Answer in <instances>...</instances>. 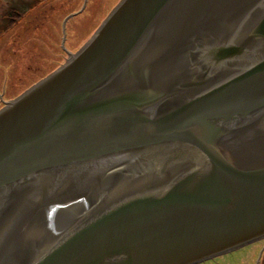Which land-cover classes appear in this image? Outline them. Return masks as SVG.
Here are the masks:
<instances>
[{
    "label": "water",
    "instance_id": "95a60500",
    "mask_svg": "<svg viewBox=\"0 0 264 264\" xmlns=\"http://www.w3.org/2000/svg\"><path fill=\"white\" fill-rule=\"evenodd\" d=\"M66 19L0 71V264H198L264 239V0Z\"/></svg>",
    "mask_w": 264,
    "mask_h": 264
},
{
    "label": "rangeland",
    "instance_id": "374dc122",
    "mask_svg": "<svg viewBox=\"0 0 264 264\" xmlns=\"http://www.w3.org/2000/svg\"><path fill=\"white\" fill-rule=\"evenodd\" d=\"M89 1L0 0V71L36 46L64 23L68 15L76 13ZM249 248L198 264H252L257 244Z\"/></svg>",
    "mask_w": 264,
    "mask_h": 264
},
{
    "label": "flooded vegetation",
    "instance_id": "af4514ba",
    "mask_svg": "<svg viewBox=\"0 0 264 264\" xmlns=\"http://www.w3.org/2000/svg\"><path fill=\"white\" fill-rule=\"evenodd\" d=\"M255 244H257V250L255 249L256 251H255V256H254V260H253L252 264H264V239L248 243V244H246V245H244L238 249H235L231 252H228V253L232 254V253H236L237 251H240V250L246 251V250L250 249L249 248L250 246L255 245Z\"/></svg>",
    "mask_w": 264,
    "mask_h": 264
}]
</instances>
